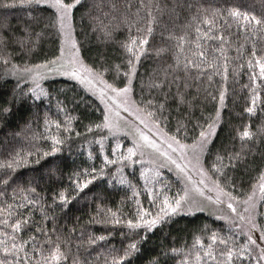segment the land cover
Instances as JSON below:
<instances>
[{"label": "trees", "instance_id": "trees-1", "mask_svg": "<svg viewBox=\"0 0 264 264\" xmlns=\"http://www.w3.org/2000/svg\"><path fill=\"white\" fill-rule=\"evenodd\" d=\"M190 2V9L181 7L173 13L175 0H159L165 10L161 17L156 12V0L151 4L143 0L147 7L141 0H83L72 11L74 39L89 69L118 89L127 87L129 54L124 45L145 35L138 29L147 28L151 9L166 30L157 28L148 37L145 51L135 62L130 85L133 105L167 136L186 145L195 143L219 113L215 134L205 146L203 165L210 181L243 205L264 176V82L257 80L262 87L255 113L247 111L252 107L255 86L251 76L259 72L248 66L251 46L255 45L258 54L264 53V40L249 39L241 55L237 48L245 43L244 34L237 36V25L225 10L239 6L261 17L264 0ZM217 9L225 16L220 19L217 15L213 32L231 35V42L225 45L227 60L215 50L218 41L197 40L196 28L207 30L201 22L203 16L211 17ZM169 33L173 39H167ZM180 36L185 42L181 43ZM61 49L56 10L43 2L0 0V165L26 159L15 171L0 169V179H8L7 184H0V249H11V237L16 236L15 243L24 245L17 253L20 264H49L56 245L67 257L59 264H114L131 244L137 250L122 264H227L221 253L231 248L247 257H234L232 264H256L255 246L239 228L222 218L205 213L208 211L167 216L159 212L153 217L148 211L153 203L149 192L135 190L134 184L129 188L109 187L106 176L114 168L104 169L101 154L91 147L108 133L99 99L75 81L56 78L45 82L47 98L37 100L17 80L25 72L22 69L56 60ZM201 51L205 52L204 60L198 55ZM188 61L206 70L200 79L194 78L198 74L195 71L185 72ZM221 92L225 93L223 107L218 100ZM245 130L252 133L251 138H242ZM54 149L58 151L52 155ZM89 180L88 187L80 191L77 184ZM168 181L172 192L177 193L174 199L183 196L181 180L169 177ZM60 193L70 200L66 207L59 201ZM262 196L264 193L247 212L250 226L255 224L260 232L264 231ZM139 210L150 214L146 219L164 218L150 231L143 226L130 228L129 221L139 223ZM5 219L9 225L25 219L28 224L20 233H13L11 227L2 224ZM214 235L228 244H220L219 239L213 243ZM31 237L36 240L24 244ZM48 240L52 243H46ZM208 252L212 255H206ZM0 259H4L2 252Z\"/></svg>", "mask_w": 264, "mask_h": 264}, {"label": "rangeland", "instance_id": "rangeland-1", "mask_svg": "<svg viewBox=\"0 0 264 264\" xmlns=\"http://www.w3.org/2000/svg\"><path fill=\"white\" fill-rule=\"evenodd\" d=\"M72 35L74 37L73 28ZM63 39L62 34V47ZM71 56L70 52H65L61 59L60 53V56L55 60L57 61L55 65L48 63L44 64L48 65L47 68L33 67L22 69L25 72L20 74L17 80L22 85L27 86L29 94L37 100L47 98L45 82L56 78H68L75 81L82 85L91 95H95L99 99L104 106L106 117L108 118L106 122H110V126L106 127L108 132L106 136L92 142L91 147H95L96 152L101 154L103 160L101 164L104 169L109 166L114 168L111 175L106 176L110 188L115 186L129 188V186L134 184L137 187L135 190L138 191L140 188L146 190L153 196V203L148 211L155 217L157 213H163L162 208L165 207L163 205L165 198L169 202L176 200L174 197L177 196V193L172 192L168 178H178L181 180L184 188L183 195L187 190L189 196L188 201L182 203V207L178 212L191 214L197 211H208L205 213L218 219L222 218L230 225L239 228L241 233L247 237L251 235L254 239H257L260 236V231L250 226L247 219L249 215L244 211L246 207L250 210L253 205L254 207L257 205V198L261 194L259 187L255 190L253 201L247 205L244 203L243 205L236 204L233 200H229L227 196L220 195L218 197L217 193L219 189L210 181L207 174L201 175V172L206 173L203 165V156L205 146L207 147V145L202 150H197L196 152L188 151L183 159L180 158L179 153H172V159H175L185 169L187 173V176H185L184 173H181L177 169L176 164H173L167 156L161 154L165 151H171L167 148V143H172V141L155 123L135 108L131 98V91L127 97L117 99L116 103L120 107H116L112 104L111 99H109L114 94L104 89L101 81H105L94 71H92V75L87 76V80L91 81V84H81L78 80L71 79L67 74H62L70 70ZM78 56L82 61L79 52ZM83 65L88 68L84 63ZM81 72L82 75H86L83 73V70ZM37 84L39 87H37ZM102 92L106 93L103 97ZM109 108L111 109L110 111ZM124 108H127V111ZM139 131H143L150 139L155 140L157 145L160 146V151H155L151 147L144 146L143 142L140 141ZM209 139H211V136ZM96 144H99V146ZM173 147H175V144H173ZM129 149H133L134 151V154L130 158ZM201 180L204 181L203 184L200 183ZM196 189H199V191ZM201 192L203 195L200 194ZM136 199L139 200L138 197ZM229 203L233 204L237 212H233L228 208ZM139 213L146 214L144 215V220H151L146 219L147 213L145 211L139 210ZM241 215L244 216V219H240ZM139 223H143V220L140 218ZM257 243L261 245L260 247H255L258 258L261 255V249L264 248V242L257 239ZM261 264H264V261Z\"/></svg>", "mask_w": 264, "mask_h": 264}, {"label": "snow or ice", "instance_id": "snow-or-ice-1", "mask_svg": "<svg viewBox=\"0 0 264 264\" xmlns=\"http://www.w3.org/2000/svg\"><path fill=\"white\" fill-rule=\"evenodd\" d=\"M47 4L48 7L53 8L56 10L57 13V22L59 24V30L63 34V47L61 49V59L63 58L65 52H70L72 54L71 60H70V70L66 71V73L62 74H67L71 79H76L78 80L81 84H91V81L87 80L88 75H92V70L89 68L84 67L83 62L79 59L78 56V48L76 46L75 39L72 35V28H71V18H72V11L74 8H76L77 5H80L83 0H27V3H36V4H41V3ZM142 6L147 7V5L143 4V0H141ZM149 3H152V0H149ZM181 7H188L189 9L192 7L190 0H175L174 6L172 8V12L176 13L178 8ZM156 12L159 14V16H163L165 13V10L160 8L159 6V0H156ZM202 13H207V9H201L200 10ZM226 16L228 19L231 21H234L237 25V36L240 34H244V40L245 43L240 44L239 48H237V51L240 52L241 55H243V50L245 49V44L248 42L249 39L255 40L256 38H259L261 40H264V15L261 17H257L255 14H253L250 11L244 10L243 8L236 6V7H231L225 10ZM217 15H219L220 19H224L225 14L220 13L219 10H213V13L211 17L209 15H204L202 19V23L207 26L206 31H201L199 27L196 28L197 32V40H214L218 41V46L215 49L216 51H219L221 55L224 57L225 60L228 59L225 51V45L229 44L231 42V35L225 34L224 32H221L219 30H216L213 32V30L216 28L215 20ZM148 26L146 29H138L139 31H142L145 33V35L142 38H132L130 42L126 45H124L126 52L129 54V59H128V64H129V72L125 73L129 77L128 83L129 86L118 89L114 87L112 84H108L106 82L101 81L104 85V89L110 91L111 93L114 94L113 97H110L112 104H114L116 107H120L119 104L116 103L117 99L127 97L128 94L131 91L130 85H131V77L135 73V62H138L140 59V55L143 54L145 51L144 46L148 44V37L152 36L154 31L157 28H161L163 30H166V25H164L163 21L158 18L157 15L153 14V11L150 9L148 11ZM171 19V17H170ZM227 23V21H226ZM231 24H228V27L231 28ZM161 35L163 36V31L161 32ZM174 37L172 36L171 33L167 36V39H173ZM178 39L181 41V43L185 42V37L180 36ZM201 45L198 43L197 48H200ZM165 49H160V52H163ZM199 57L201 60L206 59V55L204 51H201L198 53ZM52 65H55L57 61L53 60L49 62ZM211 67V65H209ZM248 66L250 68H258L259 72L258 73H253L251 76V79L253 81V84L255 85L252 88V107H249L247 111L250 114L255 113V106L257 104V100L259 99V91L262 87L261 84L257 83V80L264 82V53L258 54L255 45L253 44L251 46V51H250V58L248 60ZM38 68H47L48 65H39L37 66ZM81 70H83V73L86 75H82ZM184 70L185 72H189V70L195 71L198 73L194 78L195 79H200L201 76L204 75V72L206 71L205 69L201 68V65L198 63H195L194 61H188L184 65ZM208 79L211 80V76H208ZM187 86V85H185ZM37 87L39 85L37 84ZM103 95H106V93L102 92V97ZM213 99H217V97H213ZM220 106H224V100H225V93L221 92L219 97H218ZM163 105H161V108ZM111 109L109 108V111ZM125 111H127V108H124ZM150 117H153V113L148 114ZM106 120L108 118L106 117ZM219 120V113H217L216 121ZM216 121L213 122V124H209L207 130L201 131L199 135V139L193 143L192 145H185L182 144L179 140H177L175 137H170L169 139L172 141V143H167V148L170 149V152H162V155L167 156L173 164H176L177 169L181 173H184L185 176H187V173L185 172V169L176 162L175 159H172V153H179L180 158L183 159L185 155L187 154L188 151L196 152L197 150H202L203 147L206 145V143L210 142L209 137L215 134V123ZM143 123V121H141ZM109 123H105L104 127H109ZM147 127V125H145ZM150 131V129H149ZM252 133L249 131L245 130L242 133V138H251ZM139 138L140 141L143 142L144 146L151 147L155 151H160V146L157 145L155 140H152L149 138L148 135H145L143 131H139ZM54 143L58 144L60 141L54 140ZM173 144H175V147H173ZM55 151H58V149H54L52 155H55ZM129 158L134 154L133 149H129ZM49 155V154H45ZM19 156V154H17ZM21 163H26V159L21 157L19 160L14 159L12 162L6 164V165H0V169L7 167L9 169H12L15 171L16 167H19ZM111 163V161H109ZM201 175H206V173L201 172ZM11 177H9L10 179ZM190 179V177H189ZM261 182L259 184V189L261 193H264V176L260 178ZM92 181H86L83 185L77 184V187L79 188L80 191H83L84 188H87L88 185ZM8 179H0V184H7ZM201 184L204 183L203 180L200 181ZM217 188L219 189V185H217ZM199 191V189H196ZM34 191V189H33ZM203 195V193H200ZM218 197L220 195L227 196L229 200H233L234 198L227 192H224L223 189H219L217 193ZM255 196V191L253 192L252 196H249L247 200L243 201L242 203L244 204H250L253 201V198ZM264 198V196H262ZM189 199L188 196V191H185V194L181 196L179 199L174 200L173 202H169L167 198L163 201V205L165 207L162 208V211L164 213V216H167L169 214H178V210L181 209L182 203L187 202ZM59 201L62 205L65 207L67 206L68 203H70V200L64 195V193H60L59 195ZM30 203H33V201H30ZM254 206V205H253ZM11 205H9V209H11ZM23 207V205H21ZM228 208H230L233 212H237V209L233 207L232 203L228 204ZM245 212H248L249 209L246 207L244 209ZM12 213L9 212V216H11ZM115 214L113 213V216ZM144 215L146 214H140V219L143 220V224L140 223H132L131 221L128 222V226L130 228H139L141 226L147 228L149 231L154 228L164 217L163 216H157L155 219L152 220H144ZM150 215V214H147ZM239 215V214H238ZM240 219H244V216H240ZM2 224L5 227H11L13 233H20L23 228L28 224V220H17L11 225H9V222L7 219L2 221ZM253 228H257L255 224H253ZM258 231L260 229L257 228ZM11 239L13 240V244L11 246V249L8 247H4L3 249H0V252H2L4 259H0V264H20V258L18 257L17 253L21 250H23V244L22 245H17L15 243L16 236H12ZM99 239H104V237H100ZM219 238L216 237L215 235L212 237L213 243H216ZM261 242H264V231L260 232V236L257 238ZM257 239H254L251 235L248 236V241L250 242L251 245L255 247H260L261 245L257 243ZM36 240V237H31L28 241H25L24 244H29L32 243ZM46 243H52L51 240L46 241ZM219 243L223 245H227L228 241L224 239H219ZM137 250V247L135 244L129 245V249L125 252V255L121 257L120 259L114 261V264H122L123 260L126 259L129 255H131L132 251ZM206 255L211 256L212 254L210 252L206 253ZM221 255L226 257L227 264H232V261L234 257H238L240 259H247V257L243 256L242 252L241 253H236L234 252L231 248H227L225 251L221 253ZM13 257L12 260H8L7 257ZM215 259V257H212ZM67 259L66 256H64L63 252L60 250L59 245H56L55 250L51 253V258L49 261V264L51 262H57L59 264L60 261ZM257 259V264H261L262 261H264V248L261 249V255L256 258Z\"/></svg>", "mask_w": 264, "mask_h": 264}, {"label": "bare ground", "instance_id": "bare-ground-1", "mask_svg": "<svg viewBox=\"0 0 264 264\" xmlns=\"http://www.w3.org/2000/svg\"><path fill=\"white\" fill-rule=\"evenodd\" d=\"M74 31V30H73ZM14 78V77H13ZM95 96V95H94ZM205 154V153H204ZM172 185V184H171ZM138 196V195H137ZM180 198V197H179ZM260 210V209H259Z\"/></svg>", "mask_w": 264, "mask_h": 264}]
</instances>
